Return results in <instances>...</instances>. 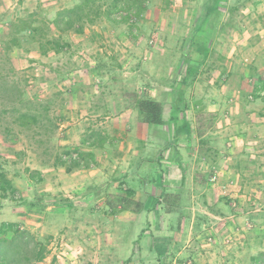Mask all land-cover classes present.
I'll list each match as a JSON object with an SVG mask.
<instances>
[{
	"label": "rangeland",
	"instance_id": "rangeland-1",
	"mask_svg": "<svg viewBox=\"0 0 264 264\" xmlns=\"http://www.w3.org/2000/svg\"><path fill=\"white\" fill-rule=\"evenodd\" d=\"M19 1L0 0V72L7 84L2 83L5 91L0 94V109L4 99L10 98L6 88L15 85L30 102L27 109L42 112L41 107L46 106L50 112L39 128L12 125L10 136L4 132V120L11 121L10 116L0 121V162L9 161L8 176L19 196L32 192L25 169L41 173L46 178L41 192L48 196V208L32 214L23 207H8L0 210V223H18L45 245L46 259L37 264H65L68 235L60 231L67 213L54 208L72 202L97 216L105 206V193L110 197L107 209L112 210V206L120 208L118 198L134 190L139 196L132 197L138 201L130 199L127 210L147 213L140 221V231H134V237L139 234L140 238L139 264H252V258L264 252V90L255 89L259 78H264V0H227L228 7L241 6L234 19L236 29L218 38L210 60L212 71L193 85L187 96L189 120L196 122L194 126L211 129L215 141L207 138L212 142L201 146L193 132V137L181 142V150L165 148V142L156 138L132 109L129 94L170 102L169 81L179 80L180 51L200 0H150L143 16L130 22L132 26L112 25L102 16L87 25L84 34L64 35L71 43L65 58L54 52L44 55L31 39L11 50L8 41L13 24L29 14L37 12L41 24L80 0ZM228 17L226 11L221 21ZM193 56L199 57L198 53ZM61 58L66 66L61 73L64 79L59 81L55 68L62 65H57ZM97 60L119 77L109 84L102 99L95 97L100 79L83 73L86 65H95ZM160 83L168 90L156 89ZM94 102L101 105V112L90 111ZM198 102L201 105L196 107ZM48 118L57 126L50 135L45 130ZM101 138L105 149L89 145ZM222 143L226 146L224 156L209 166L207 149ZM75 150L84 154L93 150L96 162L86 158L89 166L67 172L61 159L70 160L66 154ZM237 155L236 163L233 156ZM159 170L167 177L163 182L157 176ZM82 192L97 198L85 201ZM104 243L100 249L90 244L88 251L91 255L106 250L103 261L112 263L108 257L111 248ZM115 252L119 261L132 258L131 250ZM58 253H63L60 258Z\"/></svg>",
	"mask_w": 264,
	"mask_h": 264
},
{
	"label": "trees",
	"instance_id": "trees-1",
	"mask_svg": "<svg viewBox=\"0 0 264 264\" xmlns=\"http://www.w3.org/2000/svg\"><path fill=\"white\" fill-rule=\"evenodd\" d=\"M24 0H20L23 3ZM150 0H80L70 8H61L55 12L54 18L48 20L44 19L41 24L39 23L37 12L29 14L24 19L13 24V31L8 41L7 49L10 50L14 47L22 46L25 39H31L37 42L44 55L54 52L57 55L63 54L67 56V51L71 48V43L64 40V35L69 33H76L82 35L85 32L87 25H93L102 16H105L108 22L112 25L130 24L135 18L139 20L147 9V4ZM252 1V0H250ZM199 12L194 19L193 24L190 26L189 36L183 41V50L180 51L181 62L178 67L176 76L179 80L174 79L169 81L170 86V102L162 103L145 94L133 93L129 94L130 99L133 101L132 109L136 111L141 120L146 124L149 129L155 133V137L162 139L165 142V148L169 146H177L180 139L183 137H191L195 132L200 139V144L206 145L212 141L207 138L214 137L211 129L205 128L204 125L194 126L188 118V111L190 105L188 101V91L201 78L212 71V64L210 60L214 57L218 38L227 33L229 30L235 28L234 19L240 14L241 6L232 5L228 7L227 0H200L197 4ZM228 11L229 17L225 21H221L222 15ZM36 24V25H35ZM52 29L57 33L52 35ZM198 39H202L200 41ZM210 42V45L207 44ZM187 43L189 46H187ZM213 44H215L213 46ZM194 53H198L199 57H194ZM62 58L57 65L62 63ZM221 59V58H219ZM66 64L62 63L61 66L55 68V73L61 76L62 68ZM112 68L101 60H97L95 65H86L83 70L84 74L96 75L100 79L99 93L95 96L106 95L108 86L111 82H117L118 76L112 74ZM73 77V75H72ZM106 78H108L106 82ZM71 79V78H70ZM260 82L256 86L257 91L264 90V78H259ZM6 80L2 77L0 72V94L4 92L2 85H7ZM3 83V84H2ZM8 87V86H7ZM6 88V87H5ZM6 94L10 98H5L0 109V121H3L10 116L11 121L4 120L6 127L4 132L7 136L13 134L12 125H16L23 129H32L34 127H41L45 114L50 112L48 107H41L42 112L37 109H27V104L24 94L17 89L15 85H11L9 89L6 88ZM201 103H196V107ZM92 107H98V103L93 104ZM26 108V109H24ZM107 109V108H104ZM45 130L47 134H52L57 127L53 125L51 119L48 118ZM207 129V130H205ZM205 134L207 135L204 138ZM46 135V134H45ZM49 138H51L49 136ZM14 139V138H12ZM213 141H215L213 139ZM103 139L100 142H91V147L104 145ZM219 144V143H218ZM219 147V148H218ZM226 146L222 145L217 147H210L207 149L209 153V166H212L224 156ZM20 156V153L17 154ZM70 160L61 162L65 166L67 172H71L75 168L89 166L88 161L91 163L96 162L95 156L92 152L88 154L81 153L80 150H75L73 153H67ZM88 158L89 160L87 161ZM85 163V165H84ZM201 162H197L200 164ZM9 161L4 160L0 162V210L8 207L24 208L28 213L39 214L47 210L48 206L45 203L47 194L42 193L41 190L46 184L45 179L41 173L32 171L29 168L25 169L28 173L29 181L32 184V192L29 196H19L18 190L15 188L13 180L9 178L8 166ZM16 175H19L16 174ZM199 175L198 170L195 176ZM127 197L118 198L117 203L120 205L112 206L111 209L115 212L127 210L128 203L133 195L134 190H129ZM161 198V197H160ZM54 211H64L65 213L71 212L73 206H66L65 208H54ZM204 219H207L205 216ZM200 227V224H197ZM189 252L194 253L193 249ZM46 247L43 243L38 242L35 237L27 230H22L20 224L14 222H1L0 223V264H37L45 261ZM252 264H264V252L259 253L256 257L252 258Z\"/></svg>",
	"mask_w": 264,
	"mask_h": 264
},
{
	"label": "crops",
	"instance_id": "crops-1",
	"mask_svg": "<svg viewBox=\"0 0 264 264\" xmlns=\"http://www.w3.org/2000/svg\"><path fill=\"white\" fill-rule=\"evenodd\" d=\"M244 79L245 78L243 77L242 80ZM156 87H158L156 89H159L160 91L164 89L168 90L167 87H165V85H163L162 83H160ZM156 89L153 88V91ZM99 98L101 97L99 96ZM159 101L162 102V100ZM261 101L264 102V99H262ZM101 104L104 105L103 102ZM100 106L98 105V107L96 108V107H91L90 105L89 106L90 111L93 113H99L102 111V107ZM262 117H264V115H262ZM191 137H193V134H191ZM191 137L190 136L183 137L180 139V142L176 147L175 146H171V147L177 150H181L182 147L181 142ZM103 139H105V137ZM106 147H107L106 143L104 142V145L101 148L105 149ZM92 151L90 150V152ZM233 158L237 163L238 155L236 157L233 156ZM157 176H160L161 182H163L164 179L167 178V177L163 178V172L161 170H159V174H157ZM136 181H138L139 184L141 182L140 180H136ZM104 196H105V206H103V209L99 213H97L98 214L97 216L93 210L88 211L85 208L86 206L84 207L74 206L77 204H73L72 202L69 203L70 206H73L74 209L71 212H67L66 223L63 226L64 228L60 231L61 235L63 233H66V235H68L67 245L64 247L65 248L64 255H66L67 257L66 260L63 259L65 264H104V263L105 264H139L137 260L140 261L139 258L140 238H139V234L138 236L134 237V231L135 232L140 231V221L142 220V218L147 217V213L145 212L146 214L144 216L143 213L134 212L133 210H124V211L119 210V212H117L118 210L115 212L113 210H108L107 206L110 197L108 196L107 193H105ZM133 196L138 197L139 193H137V195L134 194ZM82 197L85 199V201L96 200L97 198L95 194H90L88 192L87 193L82 192ZM136 197H132L131 199L133 201H138L136 200ZM145 199H147V197ZM154 213L157 212H153V215ZM148 217H149L148 219H150L151 217L150 214L148 215ZM89 234L91 235L97 234V235L94 237H90ZM104 241L108 242L107 248L108 249L111 248V252L108 251L109 254L108 257L113 260L112 263L108 259H106L107 261L106 260L103 261V257H105L104 251L106 250H102L101 252L99 250V252L96 251L91 255L89 253L90 250L88 247L90 244H92L93 248L97 246L100 249L103 246H105ZM115 249L117 250L128 249L129 251L131 250L132 258L128 257L125 260L119 261L118 258L115 257L117 254V252H115ZM61 254L63 253H58L56 257L60 258ZM134 258H136V262ZM61 260L62 259L59 260L60 263H62Z\"/></svg>",
	"mask_w": 264,
	"mask_h": 264
},
{
	"label": "built area",
	"instance_id": "built-area-1",
	"mask_svg": "<svg viewBox=\"0 0 264 264\" xmlns=\"http://www.w3.org/2000/svg\"><path fill=\"white\" fill-rule=\"evenodd\" d=\"M215 179H216V178L214 177V178H213V181H214Z\"/></svg>",
	"mask_w": 264,
	"mask_h": 264
}]
</instances>
